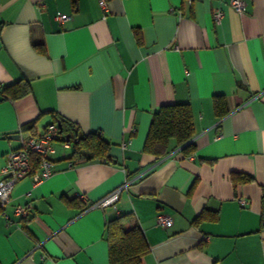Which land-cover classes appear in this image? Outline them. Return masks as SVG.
Here are the masks:
<instances>
[{"label":"crops","instance_id":"0c3cea01","mask_svg":"<svg viewBox=\"0 0 264 264\" xmlns=\"http://www.w3.org/2000/svg\"><path fill=\"white\" fill-rule=\"evenodd\" d=\"M242 1L239 14L229 0H0V178L7 151L59 118L110 141L112 159L57 142L52 173L13 186L9 222L0 208V264H108L120 214L149 245L142 264H264V0ZM23 78L30 93L4 98ZM166 103L189 104L194 147L170 139L156 159L142 148ZM118 188L116 207L94 205Z\"/></svg>","mask_w":264,"mask_h":264},{"label":"trees","instance_id":"16d2710c","mask_svg":"<svg viewBox=\"0 0 264 264\" xmlns=\"http://www.w3.org/2000/svg\"><path fill=\"white\" fill-rule=\"evenodd\" d=\"M75 3V0H72ZM27 79H20L2 88L4 98L15 100L30 93ZM213 107L217 116H223L226 100L222 95L213 96ZM61 123L60 141L69 137L72 155L82 154L86 159H103L111 161L109 153L111 143L98 133H81L76 126L64 119H57ZM32 122L22 125L21 130H31ZM63 135V136H62ZM193 123L188 103H166L152 112V119L148 128L142 152L154 155L156 159L164 155V148L173 139L185 155L193 150ZM35 168V165H33ZM236 182H251L254 178L248 174H234ZM264 209V187L261 195ZM128 214H120L109 220L105 226V240L107 242L108 264H142L143 256L149 251V245L141 228L132 224ZM202 217V215H201ZM197 217V219L201 218Z\"/></svg>","mask_w":264,"mask_h":264},{"label":"built area","instance_id":"2783aa9c","mask_svg":"<svg viewBox=\"0 0 264 264\" xmlns=\"http://www.w3.org/2000/svg\"><path fill=\"white\" fill-rule=\"evenodd\" d=\"M102 8H106V0H98ZM229 4L239 13L242 14L245 10V5L242 0H229ZM67 14L57 13L54 18L62 22L68 19ZM223 17V11L216 8L213 11V19L219 22ZM60 129L57 122H52L44 127L42 132L36 136H28L21 139V144L18 147L11 148L5 155V164L1 170L3 177L0 178V208L8 202L10 192L20 179L29 176L34 183L40 182L47 178L52 173L53 161L52 154L55 152V145L61 142L64 148L70 147L69 140L60 141ZM35 165V168L33 167ZM119 188L111 191L100 200L94 203L95 206L105 207L111 205L116 207ZM244 203V200H241ZM32 209L31 204H18L13 207L14 215L18 217H26ZM2 215L9 222V217L2 209ZM171 217L166 214H158L155 222L160 226L171 224Z\"/></svg>","mask_w":264,"mask_h":264},{"label":"water","instance_id":"95a60500","mask_svg":"<svg viewBox=\"0 0 264 264\" xmlns=\"http://www.w3.org/2000/svg\"><path fill=\"white\" fill-rule=\"evenodd\" d=\"M57 123H58L59 129H61V123H60L59 121H58ZM15 137L17 138L18 135H15ZM65 139H66V140H69V137L66 135V136H65ZM262 223H263V225H264V210H263V215H262Z\"/></svg>","mask_w":264,"mask_h":264}]
</instances>
